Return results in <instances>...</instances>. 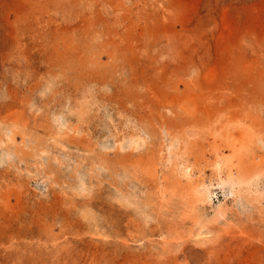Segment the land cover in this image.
Returning a JSON list of instances; mask_svg holds the SVG:
<instances>
[{
  "label": "rangeland",
  "instance_id": "rangeland-1",
  "mask_svg": "<svg viewBox=\"0 0 264 264\" xmlns=\"http://www.w3.org/2000/svg\"><path fill=\"white\" fill-rule=\"evenodd\" d=\"M0 264H264V0H0Z\"/></svg>",
  "mask_w": 264,
  "mask_h": 264
},
{
  "label": "bare ground",
  "instance_id": "bare-ground-1",
  "mask_svg": "<svg viewBox=\"0 0 264 264\" xmlns=\"http://www.w3.org/2000/svg\"><path fill=\"white\" fill-rule=\"evenodd\" d=\"M235 179V178H234ZM228 180V179H227ZM236 182V181H235ZM204 186H206V185H204ZM219 209V208H218Z\"/></svg>",
  "mask_w": 264,
  "mask_h": 264
}]
</instances>
